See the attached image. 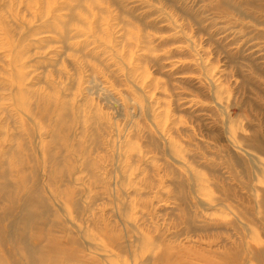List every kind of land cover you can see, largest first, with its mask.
<instances>
[{"label": "rangeland", "instance_id": "rangeland-1", "mask_svg": "<svg viewBox=\"0 0 264 264\" xmlns=\"http://www.w3.org/2000/svg\"><path fill=\"white\" fill-rule=\"evenodd\" d=\"M0 217L48 264H264V0H0Z\"/></svg>", "mask_w": 264, "mask_h": 264}, {"label": "bare ground", "instance_id": "bare-ground-1", "mask_svg": "<svg viewBox=\"0 0 264 264\" xmlns=\"http://www.w3.org/2000/svg\"><path fill=\"white\" fill-rule=\"evenodd\" d=\"M2 217H0V238L1 239H5V240H9V242H12V244L10 243H8L9 245H7V246H10L11 248V250H9L10 252H11V254L13 253V255H17V256H20L21 257V259H23V260H21V261H19L20 260V258H19V260H17V264H48V262H46V258H48V256H47V254H46V256L44 255V252H43V250L40 252L39 250H37V249H39L37 246H36V248L37 249H34L33 247H30L29 245H28V242H26V240H25V236H24V229H22L23 227H19L18 225H17V227L15 228V229H9L8 227H6V225L4 224V222L3 221H5L4 219L2 220L1 219ZM27 220V221H26ZM33 220H34V217L33 216H31V215H29V216H27L26 218H25V223L24 224H22V226H25V225H27V224H29V223H32L33 222ZM16 224V223H15ZM10 226V225H9ZM15 226V225H14ZM25 237V238H24ZM30 239V238H29ZM31 239H35V237L34 238H31ZM36 240V239H35ZM38 240V239H37ZM28 241V240H27ZM39 241V240H38ZM53 242V241H52ZM36 243V242H35ZM49 243H50V240H49ZM13 244H15V246H16V248H14L13 249ZM58 244V243H57ZM57 244H55V245H57ZM0 245H2V244H0ZM4 245V244H3ZM51 246H52V243L50 244ZM54 244H53V246H55ZM53 246L51 247V248H53ZM42 247H44L43 245H42ZM46 247V246H45ZM48 247V249H47V251L48 250H50L51 248H49V245L47 246ZM1 248H2V246H1ZM4 248V247H3ZM7 249V248H6ZM5 249V250H6ZM42 249V248H41ZM44 250H46L45 248H43ZM55 250H58V249H55ZM47 251H46V253H47ZM58 251H60V250H58ZM62 251H64V250H62ZM66 251V250H65ZM68 251V250H67ZM75 251H77V250H75ZM78 251H80V249H78ZM6 252H8L7 250H6ZM43 252V253H42ZM82 252V251H81ZM56 253H58V252H56V251H54V249H53V251H49V255H51V256H54V258H58L57 256H56ZM61 253V252H60ZM60 253H59V256H60ZM63 253V252H62ZM61 253V254H62ZM65 253V252H64ZM4 254V253H3ZM8 254V253H7ZM73 254H74V250H73ZM9 255V254H8ZM58 255V254H57ZM67 256V255H66ZM1 258H0V264H5V262L2 260V256H0ZM74 257V256H73ZM73 257L71 256H67V257H65V255H64V257H63V259L61 260V263L57 260V259H54L55 261H53V259L50 261V264H76L75 262L76 261H74V259L76 258H74L73 259ZM81 257H83V256H81ZM4 258V257H3ZM17 258V257H16ZM53 258V257H52ZM78 258H80V257H78ZM84 258V257H83ZM82 258V259H83ZM10 259V258H9ZM49 259H51V258H49ZM77 259V258H76ZM48 260V259H47ZM58 262H57V261ZM60 260V259H59ZM88 260V259H87ZM91 260V259H90ZM22 261H24L23 263H22ZM77 262H79V261H77ZM81 263V262H80ZM8 264V263H7ZM14 264V263H13ZM78 264V263H77Z\"/></svg>", "mask_w": 264, "mask_h": 264}]
</instances>
